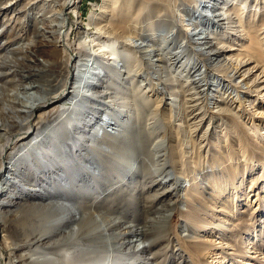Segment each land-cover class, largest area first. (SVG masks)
Segmentation results:
<instances>
[{
	"label": "bare ground",
	"instance_id": "1",
	"mask_svg": "<svg viewBox=\"0 0 264 264\" xmlns=\"http://www.w3.org/2000/svg\"><path fill=\"white\" fill-rule=\"evenodd\" d=\"M59 1L61 11L68 18L65 33L55 43L39 39L33 40L27 47L29 53L36 57H49L55 64L52 68L60 69L57 70V78L52 76L46 78V75L39 74L37 79L42 84L48 83L49 94L56 92V96L50 100L53 103L59 100H55L56 98H60L61 101L67 95V88L81 80V76L77 74L68 80L76 50L80 56L94 54L106 57L108 54L109 61H117L120 58L118 53L121 52H117L116 47L119 46L113 44L131 47L135 54L133 56L132 53L126 54L124 58L130 62V57H133V62H137L133 68L130 63L127 64V72L133 73L134 76L149 75L150 70H154L155 56L157 60L171 66L164 67L167 71L174 66L177 67L174 59L187 53V49L171 52V48L165 45L164 48L151 46V49H148L135 42L144 38L157 41L158 29L170 30L172 27L178 28L173 34L175 45L178 43L176 39L181 36L187 37L188 43L194 42L191 29L185 23V15L179 11L199 9L201 3L200 0H107V5H111V8L104 6L100 10L103 15L99 18L91 14L89 25L85 27V31H81L83 19L77 10L80 0ZM114 4L118 7L114 8ZM243 12H237L236 7H227L220 14V23L226 26L227 33L238 34L241 38L251 40L253 38L250 37V33L253 31L246 28L241 20ZM163 19L167 22L162 26L160 22ZM86 33L105 39L104 43L88 39L89 35H86L87 40L78 42ZM260 33L264 34V26ZM213 38L217 40L213 43L218 46V53L224 56L220 61H227L226 67L220 69L222 70L220 75L229 80L231 77L228 71L234 72L235 76L244 73V78L251 81L246 91L261 99L258 103L249 101L252 102L250 106L255 103L264 104V61L258 56L257 51L254 52L257 47L263 50L259 44L264 45V36L258 40L259 44L254 43L250 48H244L242 45L240 48H234V44H228L226 41L230 40L228 37ZM165 41L168 42L170 39L167 38ZM233 43L239 45L235 41ZM98 45L96 51L90 50V46ZM236 51L241 54L236 55ZM8 66L9 64L0 57V70ZM28 67L24 61L20 62L19 68L28 70ZM193 68L188 62L186 66L188 74H192V77L199 75ZM17 76H20V71L17 72ZM163 76L161 72L158 76L159 83H156L164 84L161 91L179 97L198 94L190 99V102L196 103L191 104L185 98L175 114H166L164 113L166 105L162 103L163 97L154 96L155 87L151 82L146 84L145 93L136 89L131 95L133 94L135 99L147 98L146 105L156 104L154 109H141L136 102L126 99L119 102L121 98L117 100L116 97L111 102L129 106L133 115L140 119L133 126L134 132L126 137L120 135L109 137L108 134L100 136L96 133V125L100 124L98 119L101 108L94 103H84L83 100H88L89 96L79 89L75 88L76 92L70 99L65 98V103L60 101L55 103L51 109L37 116L35 121H25L26 115L24 116L18 110L16 102L10 99L15 95L12 94L14 90L0 86L3 90L0 96V129L3 130L0 133V178L4 183L0 188V196H3V205H9L8 209L0 210V232L3 233L0 240V264H133L143 258L140 251L136 250L139 246L136 241H141L140 243L144 244L142 251H146V247L171 241V235L184 244L188 255L194 261V258L203 259L207 254L213 255V249L220 250V245L223 244L229 250L230 246L222 243L223 240L220 242V237L208 239L205 236L188 235L180 238L174 230L173 216L176 214V208L167 204L157 206V200L165 195L163 192H155L151 196L146 195L145 191L149 183L152 184L156 177L166 172L164 171L166 164L172 167V173L180 165L184 166L180 173H185L187 169L192 173L195 166H205V162L192 163L188 160L186 149L189 147V140L181 142V136L185 134L186 137H192L199 133L204 124L202 121L208 119L210 114L222 118H236L234 119L236 121L242 119L244 115L248 117L250 113L248 103L239 102L238 112H234L230 107L210 112L207 98L199 96L202 90L190 91L200 88L203 81L208 85L207 75L192 78L179 89H172L179 84L176 77L165 79ZM131 80L136 84L134 79ZM12 82L14 89L22 86L21 77L19 80L13 79ZM81 97L83 100H80ZM219 101L233 107L236 100L232 104L222 99ZM197 107L201 111L195 112ZM204 107L207 109L202 110ZM79 110L83 112L82 116L76 115V111ZM207 114L208 118H205ZM252 116L253 118L249 117L251 121L259 127H264L263 113L253 112ZM210 118L214 119L213 116ZM75 120L77 123L72 124ZM174 120L181 121L176 129L172 127ZM163 126H168L164 133L168 141L172 142L175 139L178 142L177 145L172 144L174 146L168 144L167 154L161 152L164 147L156 140L158 129ZM239 126L243 128H240L244 137L243 145L248 152L246 154L243 151V155L239 152V159L247 163L248 160H253L247 156L254 155V149L258 146L250 141L248 130L242 124ZM31 131L35 133L28 135ZM204 139L202 136L200 143ZM232 139H238V136L234 135ZM105 145L110 147L109 151H106ZM220 153L219 150L216 160L220 158ZM117 155H130L132 164L115 159ZM180 156L181 159L178 158ZM156 157H160L159 160ZM5 166L9 168V172L13 170L16 174L13 179L2 176ZM139 176H144L145 182H139ZM165 177L169 179L170 176L165 174ZM162 180L157 179L160 183ZM6 186L8 187L4 190ZM169 189H174L177 201L180 200L178 198L180 184L166 189L165 192L168 193ZM145 209L149 214H158L160 221L146 216L145 213L140 215ZM116 211L125 212V215L122 214V217L118 218L114 214ZM128 212L133 213L130 216L132 225L126 226L124 223ZM201 213V207L197 206L189 215L192 220L199 222ZM133 235H138L139 239L132 238ZM147 242L148 246L145 245ZM170 251L172 249L167 247L165 253L160 254L164 259L157 264H171L174 256L169 254ZM217 258H220V253ZM187 261V258H183L178 264H185ZM211 264L220 262L212 260Z\"/></svg>",
	"mask_w": 264,
	"mask_h": 264
},
{
	"label": "rangeland",
	"instance_id": "2",
	"mask_svg": "<svg viewBox=\"0 0 264 264\" xmlns=\"http://www.w3.org/2000/svg\"><path fill=\"white\" fill-rule=\"evenodd\" d=\"M200 1L199 9H190L189 12L179 11L185 15V23L191 29L194 42L188 43L189 39L181 36L176 39L178 43L175 45L173 34L178 31V28L175 27L170 30L166 28L158 29L157 41L144 38L135 42L137 45L142 44L141 46L148 49H151V46L164 48V45L169 46L171 52L187 49L186 51L189 53L179 55L174 59L177 62V67L174 66L170 71H167L164 67L171 66H167L165 62L157 60L155 56L153 60L155 63L154 70L151 69L149 75L134 76L133 73L127 72V64L130 63L133 68L137 62H133V57H130V62L124 58L126 54L132 53V56L135 54L131 47L114 43L113 45L119 46L116 47L117 52L122 54L118 53L120 58L117 61H109L107 59L108 54L106 57L95 56L94 54L86 55V57L80 56L76 50L73 54L72 69H70L68 80L71 79L72 75L76 74L81 76V80L79 83H72L67 88V95L61 101L60 98H56L55 100H59L53 103L50 100L56 96V92L49 94L47 91L49 89L48 83L42 84L37 79L39 74L46 75V78L49 76L56 77L57 70L60 69L52 68L55 64L49 57H36L27 51V47L32 44L33 40L39 39L55 43L65 33L68 18L61 11L60 1L0 0V57L1 60L9 64L8 67L0 70V74L5 73V75L0 76V86H6L14 90L12 94L15 95L10 99L16 102L18 110L24 116L26 115L25 121H35L42 112L51 109L59 101L65 103L64 99H70L76 89H79L83 94L89 96L86 101L82 97L80 100L88 104L94 103V105L101 108L98 119L100 124L96 125V133L100 136L108 134L109 137L117 135L126 137L132 134L134 132L133 126L140 120L133 115L129 106L111 102L116 97L117 100L121 98L119 102L125 101V99L136 102L141 109H154L156 104L146 105L147 98L144 100L139 97L136 100L133 94L131 95L136 89L145 93L147 91L146 84L151 82L155 87L153 92L156 94L154 96L163 97L162 103L166 105L164 113L175 114L179 110L182 101H185V98H187V102H190L191 97L198 95L179 97L171 95L170 92L161 91L164 88V84H156L159 83L158 76L161 72L164 75L163 77H166L165 79H171V77L178 79L179 84L172 87V89L183 87L192 78L207 75L208 85L205 81H200L203 85L190 91L202 90L199 96L207 98L210 112L229 107L234 112H238L239 102L246 101L250 111L248 117L244 115L242 119L239 118V121H236L234 120L236 118H222L215 116V114H207L205 118H208V115L209 118L202 121L204 124L199 133L192 137H186L185 134L181 136V142L189 140V147L186 149L188 160L192 161V163L205 162V166H195L196 169L194 167L192 173L190 169H184L186 170L184 171L185 173H180L182 168H184V166L180 165L172 173V167L166 164L164 166V171L166 170V172L156 177L155 182L148 184L150 187L148 186L145 191L147 194H145L151 195L155 192H163L165 194L157 200V206L167 204L176 208V214L173 216L174 230L177 231L180 238H185L188 235H200L208 239L220 237V242L223 240L222 243L230 246L228 250L223 244L220 245V250L213 249V255L207 254L203 259L194 258L198 264H211L212 260L214 262L218 261L220 264H264V127H259L250 120V118H253V112L264 114V108H262L264 104L260 103V105H257L255 103L256 105L252 104L250 106L253 101L258 103L261 99L246 91L250 87L251 81L244 78V73L235 76L234 72L228 71L231 77L229 80L220 75V71H222L220 69L226 67L225 62L227 61H220L224 59V56H220L218 46L213 43L217 41L213 37L223 38L224 36L230 38V40L227 39L226 41L228 44H234V48L242 46L250 48L254 43L259 44L258 40L264 36V34L260 33L263 31L264 26V0ZM107 4V0H80L77 10L80 11L83 19L81 31H85V27L89 25V16L91 14L99 18L103 15L100 10L104 6L105 8H111V5ZM224 6L226 8L236 7L237 12L244 11L241 20H243L246 28L253 31L250 33V37L253 39H245L238 34L227 33L226 26L220 23V14L226 9ZM117 7L118 5L114 4V8ZM103 18L106 19V17ZM166 22L167 20L163 19L160 25L163 26ZM193 23L196 25L193 26ZM86 35H89L88 39L95 40L97 43H104L105 39L88 33L83 34L78 42L87 40ZM206 36L209 38H205ZM167 38L170 41L166 42ZM233 41L239 43V45H236ZM259 45L263 47V50H259L257 47L254 52L257 51L258 56L264 61V45ZM98 48L99 45L90 46L92 52ZM237 54L241 53L236 51ZM138 60L140 61L141 58H138ZM22 61L29 65L28 70L19 68ZM188 62H190V66L194 67L195 73H199V75L192 77V74H188L186 70ZM18 71H20V76H17ZM20 77L22 78V86H17V89H14L12 80H19ZM131 79H134L136 84ZM2 93L3 90L0 88V96H2ZM175 97L176 99H174ZM220 99L230 101L231 104L236 101L232 107L229 104L220 102ZM190 103L194 104L196 102ZM206 109L205 107L202 108V110ZM198 111H201L199 107L195 109V112ZM76 115L82 116L83 112L81 110L76 111ZM212 116L213 120L210 118ZM199 119L200 117L197 120ZM76 123L77 120L72 122V124ZM179 123H181L180 120H174L172 127L178 128L177 124ZM225 123L228 124L226 125ZM240 124L248 130L250 141L258 146L254 149L255 156H247L253 158V160H248L249 162L247 163L239 159V152L240 155H243V151L248 154L243 145L244 141L242 138L244 137L241 134L240 128L242 127L239 126ZM70 128H72V125H70ZM167 128L168 126L159 128L156 134V140L164 147L161 152L166 154L169 152V145L178 144L175 139L169 142L164 136ZM2 131L0 129V133ZM34 133L35 131H31L28 135ZM234 135L238 136V139L233 140ZM202 136L205 139L200 143ZM105 149L109 151L110 147L105 145ZM219 150L221 151L220 158L216 160ZM177 152H179V148H177ZM181 157L178 158L181 159ZM156 158L159 160L160 157ZM115 159L132 164L130 155H117ZM161 161L164 162L165 160ZM165 174L170 176L169 179L165 177ZM177 175L180 177H177ZM2 176L6 179H13L16 174L13 170L9 172V168L5 166L2 170ZM158 178L163 179L161 183L157 181ZM138 181L145 182V177L139 176ZM179 184L178 198L180 200L177 201L174 189H169L168 193L165 191ZM2 186H4V183L1 182L0 178V188ZM7 187H4V190ZM2 197L0 196V210L8 209L9 205H3L4 199ZM197 206L202 209L199 222L192 220L189 215ZM143 213L156 221H160L158 214H149L146 209L142 210L140 215H143ZM114 214L121 218L122 214L125 215V212L116 211ZM132 214L128 212L124 225H132L130 217ZM2 237L3 233L0 232V240ZM131 237L139 239L138 235ZM140 242L139 240L136 241L139 245L136 250L140 251L143 258L133 264H157V262L164 259L160 254L162 252L164 254L167 247L172 249L169 254L174 256L170 262L171 264L181 263L183 258L188 260L185 264L196 263L188 255L189 252L185 249L184 244L173 235H171V241H163L152 245V247H146V251H142L144 244ZM145 245L148 246V242ZM219 253L220 258H217Z\"/></svg>",
	"mask_w": 264,
	"mask_h": 264
}]
</instances>
